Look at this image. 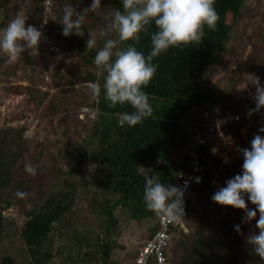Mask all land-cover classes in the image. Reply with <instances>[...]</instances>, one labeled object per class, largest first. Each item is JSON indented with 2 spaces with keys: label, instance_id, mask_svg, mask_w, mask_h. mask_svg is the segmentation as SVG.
<instances>
[{
  "label": "trees",
  "instance_id": "16d2710c",
  "mask_svg": "<svg viewBox=\"0 0 264 264\" xmlns=\"http://www.w3.org/2000/svg\"><path fill=\"white\" fill-rule=\"evenodd\" d=\"M31 1V7H27L26 0H0V29L5 28L11 21L13 11H22L27 24L32 19L34 21H31V25L34 24L41 17V2ZM243 3L244 0H215L214 7L220 17L215 31L206 28V35L201 43H190L180 48L170 47L166 53L153 59L158 67L153 79L143 89L149 96L154 110L153 116L136 126L129 127L125 123L122 127L119 123L120 114L131 113L133 109L127 103L117 104L115 107L109 105L104 95L106 73L94 65L96 52L103 46L105 39L100 36L106 24L104 17L116 9L123 11L121 0H101V9L86 17L85 25L82 26L85 33L83 37L63 36L62 26L53 19L62 14L65 5L70 4L79 11L88 7L91 0H54L55 6L49 16V35L69 55L74 53L79 64L84 65L82 81L97 82L101 86L99 97L91 96L89 87L84 86L70 87L71 95L62 99L65 105L63 108L74 116L71 106L88 105L97 109L94 119H86L82 127H77L79 142L71 143L78 151L75 156L78 161L89 160L88 149H93L94 156L90 163L95 176L90 182H80L79 185L86 187L82 188V194L78 193V183L66 178L56 180L48 187L32 185L29 178L19 179L17 169L27 151L22 140L23 126H11L0 131V264H116L110 256L113 245L108 240L112 229L119 222L114 211L119 208L127 218L137 222L151 218L156 220L157 215L147 210L143 201L144 176L159 177L166 185L177 186L174 175L183 168L185 161L179 151L183 153L188 137L184 124L180 121L193 119L198 107L212 110L214 105L222 103L223 99L216 97L209 88L203 87L200 79L218 61L220 54L225 52L232 30L227 17L231 14L232 20L236 21ZM93 20H97V26L90 23ZM95 28L99 29V37L95 39V47L88 49L86 41L91 38L90 32ZM155 30L153 23L148 33H141L137 48L145 55L151 49L149 34ZM110 38L118 39V36L113 32ZM126 43L131 41L121 43L119 47H125ZM2 53L0 52V64L8 61ZM48 53L47 48L40 45L39 54L32 56V59L42 56L39 64L47 66L52 60ZM60 67L51 70L50 79L53 78L54 84L63 82L73 85L75 78H67L66 70H61ZM39 78L43 81L42 74ZM24 89L26 97L32 100L44 95L39 86L34 88L30 84ZM240 101L238 100L240 104L231 109L239 110L254 104L252 99ZM225 108L229 107L220 105L217 111L221 113ZM254 125L256 129L264 126L253 122L251 129ZM226 129L232 133L236 146L250 148V144L242 140L237 124ZM238 157H242L240 152ZM160 158L165 160L164 164L160 163ZM219 161V157L211 154L201 155V162L205 167L204 178L194 199L185 204V215L182 219L187 231L184 232L179 225L171 226L169 264H240L239 251L245 255L247 264H264V260L246 242L249 234L258 232L255 228L256 220L234 224L235 221L228 215V206H221L211 199L213 194L208 192L211 188L208 177L213 174ZM84 176H81L82 179ZM17 190L27 196L18 198ZM11 200L16 201L18 213L24 217L21 222L12 213L2 214L3 208L8 207ZM80 200L86 201V212L91 217L82 242L89 250L81 251L76 256L68 255V261L58 263L49 250L52 243L51 233L59 226H70L75 219L81 217L82 212L77 208ZM5 202L8 203L7 206L4 205ZM155 220L149 236L155 229ZM235 225H240V233L235 231ZM15 239L19 246L16 245L15 252H10L6 245ZM239 242L241 250L230 252V245L237 248ZM95 243L98 244V249L92 253ZM20 255L22 260L17 261ZM90 257L91 260H88Z\"/></svg>",
  "mask_w": 264,
  "mask_h": 264
},
{
  "label": "rangeland",
  "instance_id": "374dc122",
  "mask_svg": "<svg viewBox=\"0 0 264 264\" xmlns=\"http://www.w3.org/2000/svg\"><path fill=\"white\" fill-rule=\"evenodd\" d=\"M52 1V7H54V0ZM31 2V0H26V6L31 7ZM16 16H22V11L17 13L13 11L11 20ZM227 20L232 25V30L227 41L226 50L220 54L218 61L211 66L209 72L200 79L203 87L209 88L208 90H211L216 97L223 99L221 104L214 105L218 108L220 105L233 108L238 103L240 104L241 99H252L255 89L251 86L243 89L247 84L248 74H256L260 77L261 83L264 84V0H244L237 20H232L231 14H229ZM31 21L33 23L34 20H30V24H27V21L26 26L31 25ZM90 23L94 26L98 25L97 20ZM89 36L93 40L98 39L99 29L95 28ZM2 54L8 61L7 63L3 61L0 64V131L11 126H23L22 140L24 146L27 147L23 161L17 169L18 178H29L32 185L39 184L42 187H48L56 180L66 178L78 183V193L82 194L81 192L86 187L79 185L80 182L82 180L89 182L94 180L95 171L91 168L90 163L94 152L93 149L89 148V160L78 161L75 159L78 151L74 149V145L71 143L79 142L80 137L77 127H82L84 121L89 119L87 116L82 117V114L80 117L79 109L83 106L92 107L88 105L71 106L72 111L75 112L74 116L68 114L63 108L65 105L62 103V99L71 95L70 87L77 88L91 84L81 79L85 74L83 71L85 69L84 65L79 64L74 53L67 54L69 62L64 65L68 74L67 78H75V80L73 85L63 84V82L58 85L53 83V78L48 80L43 78V81L39 78L47 69L44 64L46 68L39 64V59L41 60L42 56L32 59L29 51H25L20 59L12 62L7 55ZM49 57L54 60V56L51 54H49ZM57 67L55 65L52 69ZM30 84L34 88L39 86L41 88L40 92H44V95H40V98L38 97L36 100L27 98L24 88ZM196 109H194L196 110L194 115L199 114L202 110L204 111V108L201 107ZM250 126L251 124L240 133L242 140H245L248 144H250L254 134L264 136V133H258L259 128L256 129V125L253 129ZM179 152L183 156L182 151ZM160 159V163L164 164L165 160ZM225 159L227 160L222 155L219 165L213 174L208 177L211 186L208 190L209 194H214L219 187L225 186L226 180L241 172L242 157L237 158L236 156L232 159L229 157L230 160H227V162H225ZM26 165H31L36 169L35 176L25 171ZM86 167L88 170H86ZM83 174L85 176L82 179ZM83 187L84 189H82ZM245 199L247 201V197ZM10 202L9 206H13V209H15L12 215L16 216L18 221L21 222L24 217L18 213L16 201L11 200ZM6 204L8 203L5 202L4 205L7 206ZM86 205V201L80 200L77 208L82 212L81 217L75 219L70 226H59L52 231V243L49 250L54 254L53 257L56 262L68 261L66 260L68 255L76 256L77 253L81 254V251L86 252L89 250L88 247L82 244L91 221V217L86 212ZM248 207L252 209L255 206L248 202ZM114 214L119 222L108 236L109 242L113 245L110 256L116 264H132L134 254L137 253L140 245L149 236L155 218L137 222L127 218L119 208L115 209ZM228 215L235 221L234 224L236 222V224H243L242 218L245 215L243 210L228 206ZM244 225L247 229L246 224ZM95 231H99V229H95ZM17 243V239L11 241V244L6 245V249L15 252L16 245L19 246ZM97 249L98 244L95 243L91 252L94 253V250ZM236 249L241 250L240 242L237 248L233 245L229 247L230 252ZM238 256L241 258L240 264H247L245 255L241 251H239ZM20 260H22L21 255L17 261ZM88 260H91V257Z\"/></svg>",
  "mask_w": 264,
  "mask_h": 264
},
{
  "label": "clouds",
  "instance_id": "9594fccd",
  "mask_svg": "<svg viewBox=\"0 0 264 264\" xmlns=\"http://www.w3.org/2000/svg\"><path fill=\"white\" fill-rule=\"evenodd\" d=\"M123 11L116 9L108 13L104 19L105 27L100 36L104 39L103 46L96 52L94 65L106 73L104 95L111 107L117 104H129L133 111L123 112L119 123L123 127L136 126L144 119L153 116V107L148 94L143 90L153 79L158 65L153 59L166 53L170 47L180 48L190 43L199 44L206 35L205 29L215 31L220 19L214 5L215 0H121ZM101 9V0H91V4L82 10L72 5H65L62 14L53 20L62 26V35L68 37L85 35L82 26L85 25L89 13ZM47 21H44L46 24ZM154 23L155 31L150 35L151 49L145 55L139 51L141 33H148ZM115 32L118 39L110 38ZM42 41V29L33 25L26 26L24 16H16L5 28L0 29V52H3L12 62H16L26 50L31 56L39 54ZM126 46L121 48V43ZM96 41L88 38L86 47L92 49ZM61 57H57L59 59ZM255 89L252 101L255 105L247 111V116L264 109V84L254 73L248 74L247 84ZM89 94L99 97L101 86L97 82L89 86ZM238 119V117H236ZM219 126V125H218ZM258 133H264V126L259 127ZM225 143L231 144L232 138L220 133ZM241 153L243 163L241 172L229 178L225 186L219 187L211 199L221 206H231L245 213L242 223L256 220L255 228L246 238L255 254L264 260V136L254 134L250 148L236 147ZM215 152V149H213ZM227 162V160H225ZM25 171L36 175V169L31 165L25 166ZM143 201L147 210L168 222L181 220L185 215L184 194L187 181L183 186L166 185L159 177L144 176ZM200 182V177L196 178ZM18 198H25L26 193L17 190ZM247 197V201L245 199ZM248 202L255 207L250 209ZM258 213V219H256ZM240 233V225L234 226Z\"/></svg>",
  "mask_w": 264,
  "mask_h": 264
},
{
  "label": "built area",
  "instance_id": "2783aa9c",
  "mask_svg": "<svg viewBox=\"0 0 264 264\" xmlns=\"http://www.w3.org/2000/svg\"><path fill=\"white\" fill-rule=\"evenodd\" d=\"M40 2L41 17L35 21L33 26L42 29V41L40 45L47 48V51L54 56V60H51L47 64V69L42 74L43 78L48 80L50 79V72L53 70V66H61L60 69L64 70V65L68 64L69 58L68 53L49 35V16L52 11L53 1L40 0ZM44 21H47V23L44 24ZM57 57L61 58L57 59ZM254 107L255 105L252 104L239 110L225 108L221 113L217 110L204 109L199 114H195L193 119H182L180 121L184 124L188 137L183 149V157H185L183 168L175 173L174 178L178 182L177 186H183L185 185V181H187L184 194L185 204L188 200L194 199L196 191L203 181L205 167L201 162L202 153L211 154L220 159L223 155L228 161L237 156L238 151L236 150L235 139L226 128L237 124L239 126V133H242L252 122L264 124V109L254 113L251 117L247 116L248 109ZM81 114L83 115L82 117L87 116L89 119H94L97 109L96 107L88 108L87 106H83L79 109L80 117ZM220 133H223L225 137L230 136L232 143H225L221 139ZM213 149H215V152H213ZM197 177H200V182H196ZM12 212L13 206H8L3 210V215H10ZM155 225V229L151 235L138 248L132 264H169L168 244L171 226L179 225L184 232L187 231L183 219L176 222H168L163 217L157 216Z\"/></svg>",
  "mask_w": 264,
  "mask_h": 264
},
{
  "label": "crops",
  "instance_id": "0c3cea01",
  "mask_svg": "<svg viewBox=\"0 0 264 264\" xmlns=\"http://www.w3.org/2000/svg\"><path fill=\"white\" fill-rule=\"evenodd\" d=\"M218 109H219L218 107H216V108L214 107V111H215V110H218Z\"/></svg>",
  "mask_w": 264,
  "mask_h": 264
}]
</instances>
